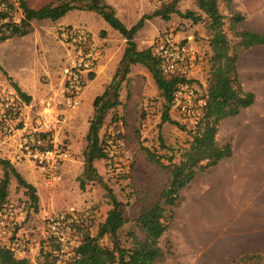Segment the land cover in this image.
Listing matches in <instances>:
<instances>
[{"label": "rangeland", "instance_id": "rangeland-1", "mask_svg": "<svg viewBox=\"0 0 264 264\" xmlns=\"http://www.w3.org/2000/svg\"><path fill=\"white\" fill-rule=\"evenodd\" d=\"M11 1L15 6L13 19L16 22H20L23 16L22 9L19 7L20 1ZM26 1L32 8H40L50 3H60V0ZM70 1L82 6L87 4V0ZM167 1L139 0L141 6L144 5V8H141L146 13L152 12L163 2ZM114 2L118 5L125 4L124 0H114ZM111 6L119 17L115 7ZM178 6L184 13L189 10L197 14L201 13L196 0H181ZM231 7L234 12L241 13L244 16L240 27L252 28L257 26L261 28L264 26V0H232ZM220 8L227 16L226 27L228 28L229 38L232 42H236L237 38L229 29L230 15L227 1H223ZM73 16L74 13L70 14L68 18ZM176 18L177 20L172 24L163 18L146 20L144 28L138 37V45L140 49L152 47L154 51L158 43L165 40L166 36H170L176 45L187 46L188 51L194 52L192 73L186 77L192 81L190 83L187 82L180 96V104L176 103L174 95L173 104L170 109L172 118L184 124L186 129H180L175 124L168 122L161 123L165 99L158 88L153 73L145 65L136 64L131 69L128 78L121 83V104L109 111L100 131L101 138L104 140L103 145L107 157L94 161L96 172L92 174L91 179L84 175L86 169L84 151L88 143L87 135L90 120L94 115V99L92 98L91 101L86 103L85 92L91 86L98 84V76L99 74L102 75V69L105 71L107 77L101 84V87H99V94L103 92L104 87L112 80L126 45V39L117 32L109 36L108 34L103 36L102 32L96 34L97 39L103 41L105 45V51L97 67L95 76L98 78H96L97 81L87 80L84 88L85 91H83L81 96V102L77 107H70L64 101L61 103L65 107L64 110L60 109L58 112L51 110L47 112V114H63L67 120V126L58 136L59 149L66 153V157L60 160V169L43 171L37 167L36 169L39 172H36L35 176L27 174V177L24 175L37 188V193L40 197L39 212L33 211L31 201L26 194V189L17 183L15 177H12L13 181H11L9 186L8 200L3 209L15 212L16 216H18V233L30 243L26 256L31 263L40 264L43 262L42 247H45L44 250L50 248L48 245H51V242L45 239L43 235L49 216L59 213L67 214L72 219L71 226L73 232L80 235L81 240L86 230L90 231L93 235L97 234L99 224L106 219L109 209L113 206L106 186L113 190L116 198L122 203L121 209L127 219V222L120 230L122 242L126 246L130 244L128 236L130 231H134L139 235L141 234L136 218L143 206L151 205L159 198L169 178L168 171L152 162L143 147H149L158 155H170L171 147L178 149L187 145L191 139L188 131L193 128L196 119L201 114V108L204 106L203 102L206 101L205 95L209 84L210 31L206 28L203 19L194 22L192 19L184 18L180 15H176ZM36 24L38 25L39 32L42 31L45 34L43 47L38 50L36 58V60L38 59L37 64L41 67V81L44 84L51 83L52 86L58 89L61 88V96L65 99V70L70 66L74 54L73 49L62 38L61 32L64 28L87 29L86 25L78 22L58 25L56 21L52 20L36 21ZM167 24L171 25L167 26ZM152 32H157L154 37L151 36ZM188 32L191 34L190 37H188ZM176 35L179 37L177 38ZM104 37L107 40H104ZM30 42L24 36H15L0 42V61L3 58V54L8 57L10 51L11 58L9 60L17 63L26 57L30 58L32 56ZM240 53L243 55L241 63L243 80L247 84L257 88L256 93H254L256 107L255 105L252 107H258L254 113L255 121L257 123L260 121L264 124V49L262 47H256L251 50L247 48L241 49ZM238 67L240 70V64ZM1 70L3 71V69ZM239 77L244 88L240 73ZM96 95L97 93L94 96ZM184 106L186 107L184 108ZM252 108L241 110V115H247L252 111ZM228 117L230 116H226L223 119ZM38 118H34L29 125H36ZM249 125L251 126V124ZM160 134L163 136L166 148L161 147ZM229 135L228 130L225 129L220 138L222 141H225ZM238 141L240 143L237 148L238 152L242 148H247L251 142L250 139L243 137ZM13 142L17 146L16 138L8 140V144H3V146L14 148L11 144ZM3 146H0V153L5 154L2 149ZM19 156L21 160H25V157L21 153H19ZM0 157L8 158L4 155H0ZM163 161L167 163V157L163 158ZM2 176L3 167L0 164V178ZM82 179L84 183H81ZM187 193L188 188L182 190V202L176 208L175 218L168 231L161 238L160 243L164 250H171L160 261L161 264L202 263L196 257L198 251L193 250L188 241ZM20 212L23 215H20ZM100 241L104 245L112 246L111 239L108 236L101 238ZM234 260L235 258L227 259L225 263L242 264L236 263Z\"/></svg>", "mask_w": 264, "mask_h": 264}, {"label": "trees", "instance_id": "trees-1", "mask_svg": "<svg viewBox=\"0 0 264 264\" xmlns=\"http://www.w3.org/2000/svg\"><path fill=\"white\" fill-rule=\"evenodd\" d=\"M22 9L20 22L13 19L15 6L11 0H0V42L15 36H25L31 32L34 20L50 19L56 21L69 11L93 10L101 14L104 19L126 39V45L119 65L111 82L104 91L94 100V115L90 120L85 148L86 169L84 175L91 179L96 172L94 161L104 159L107 153L104 148V140L100 131L105 123L109 111L121 104L120 86L128 78L132 66L145 65L152 73L155 81L165 99L161 123L175 124L180 129H186L185 125L172 118L170 109L174 100V93L181 84L190 83L192 80L181 76L167 77L162 72V58L156 55L152 47L139 49L135 36L145 25L146 20L154 17H162L170 20L171 14L176 13L184 18H190L194 22L203 19L206 28L210 31L209 43L211 54L209 57L210 76L208 90L205 95L206 104L201 108V114L196 119L192 129L188 131L191 139L188 144L178 149L170 148V155H158L149 147H143L149 159L166 169L169 173L167 184L162 189L159 198L151 205L141 208L136 222L141 234L134 231L128 233L130 244L126 246L120 237V230L127 222L121 206L113 190L106 186L112 200V208L109 209L106 219L99 224L96 235L90 231L84 232L81 244L76 250L75 256L66 264H161L160 261L171 250L165 251L161 245V238L168 231L175 218L176 208L182 202V190L188 188L198 174L207 172L216 166L221 160L233 155L232 143H221L218 139L221 120L226 116L237 115L243 108L251 106L255 101V94L246 91L239 77L238 59L241 49H247L257 45H264V30L253 31L240 27L244 20L241 13L234 12L232 0H196L200 14L189 10L182 12L178 8L181 0H168L163 2L152 12L145 13L137 23L128 27L117 15L114 8L104 0H87L82 6L70 0H60V3H50L40 8H32L26 0H19ZM227 1L230 15V30L237 38L232 42L228 35L227 16L221 11V3ZM103 36L106 30L101 31ZM3 69L4 74L8 73ZM95 78V73L89 74L88 79ZM13 86L26 104L31 101V96L25 93L12 81ZM220 103V104H219ZM159 139L161 147L166 148L163 136ZM168 162H164L166 158ZM177 158V160H176ZM3 167V176L0 178V212L3 210L9 196L11 178L15 177L17 183L26 189L34 212H39L40 197L36 186L29 182L24 175L14 166L8 158L0 157ZM84 180L82 179V182ZM108 236L112 246L101 243L100 239ZM50 248L42 247L44 261L40 264H58L53 250L55 242L50 241ZM242 264H264V251H253L239 255L234 260ZM0 264H35L27 257H18L8 246L0 242ZM230 264V263H222Z\"/></svg>", "mask_w": 264, "mask_h": 264}, {"label": "crops", "instance_id": "crops-1", "mask_svg": "<svg viewBox=\"0 0 264 264\" xmlns=\"http://www.w3.org/2000/svg\"><path fill=\"white\" fill-rule=\"evenodd\" d=\"M104 1L115 7L117 14L124 22L126 21L125 23L128 27L137 23L143 14L146 13L143 9L144 5L141 6L139 0H124V5H118L114 0ZM78 10L69 11L66 15L56 20L57 24L84 23L87 30L93 33L92 35L96 40H98L96 34L102 30H106L108 36L116 32L119 33L98 12ZM72 13H74V16L68 18ZM175 14L172 13L170 20L166 21L171 24L175 22L177 20L176 15H178ZM36 21L43 20H34L31 32L24 36L31 41L30 52L32 56L30 58L26 57L17 63L9 60L11 58L10 51L8 53L9 56L7 57L3 54V58L0 61V65L7 71L12 81L31 96L30 103L26 104L24 102L23 108L25 122L28 125L36 117L51 116L52 114H47L51 110L58 112L60 109L64 110L65 108L61 105L64 102V98L61 96V88L58 89L52 86L51 83L44 84L41 81V67L37 64L38 59L36 60V58L38 50L43 47L45 34L42 31L39 32ZM171 24H167V26ZM143 28L135 36L137 44L139 34ZM243 28L253 31L264 30V26L261 28L257 26ZM156 33L152 32L151 36L154 37ZM187 34L190 37L191 34L189 32ZM52 37L55 39L54 36ZM176 37L178 38L179 36L176 35ZM104 40H107V38L104 37ZM100 41L98 40L105 47L103 41ZM256 47L264 49V45L253 46L249 49H255ZM103 50L105 51V48ZM242 61L243 55L240 53L238 65L240 64L239 73L244 83V89L256 93L257 88L243 80ZM35 63L39 68L35 66ZM97 67L94 72L95 76ZM102 71V75L99 74L98 76V81L97 77L92 79V81L96 80L98 84L86 90V103L91 101L92 98L95 100L96 96L99 95V87L107 79L105 71L103 69ZM3 74L0 69V86L8 85L15 89L12 81L6 77L7 75ZM95 93H97L96 96H94ZM254 105L256 107V104L253 103L246 109L252 108ZM255 107L247 115L242 116L240 111L237 115L221 120L218 139L221 140L222 132L225 129L228 130L229 137L225 141L221 140V143L230 141L234 153L231 157L221 160L211 170L198 174L188 187L186 196L188 241L193 250L198 251L196 257L200 259L201 264H222L227 262V259H234L244 253L264 251V124L260 121L258 123L255 121L254 113L258 109V107ZM66 126L67 124L64 128ZM241 137L250 139L251 142L247 148H242L238 152L237 148L240 144L238 140ZM7 142L0 143V146L8 144ZM11 144L14 148L3 146L2 149L5 154L0 153V155L7 156L23 175L35 176L36 172H39L36 169V163L28 158L21 160L17 146L14 142ZM11 181H13L12 178Z\"/></svg>", "mask_w": 264, "mask_h": 264}, {"label": "built area", "instance_id": "built-area-1", "mask_svg": "<svg viewBox=\"0 0 264 264\" xmlns=\"http://www.w3.org/2000/svg\"><path fill=\"white\" fill-rule=\"evenodd\" d=\"M61 36L74 54L70 66L65 70L64 101L75 108L81 102L89 74L95 72L104 47L85 28H64ZM154 53L162 58V72L165 76L191 75L194 52L188 51L187 46H178L170 36H166L165 40L155 46ZM186 84H181L174 93L177 104H180V96ZM23 107L24 101L14 88L0 86V143L16 138L18 151L23 157L33 160L39 169L59 170L60 160L66 157V153L59 149L58 136L67 124L66 116H41L36 125H28L23 115ZM20 215L23 213L20 212ZM18 220L15 212L4 209L0 212V242L22 258L27 257L30 243L18 233ZM71 222L72 219L65 213L47 218L43 235L48 241L55 242L53 252L58 264H66L71 260L81 244V236L73 232Z\"/></svg>", "mask_w": 264, "mask_h": 264}]
</instances>
